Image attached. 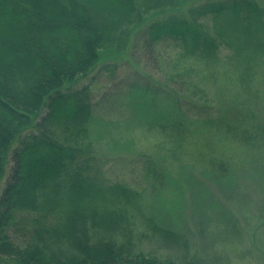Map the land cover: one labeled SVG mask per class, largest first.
Masks as SVG:
<instances>
[{
  "label": "trees",
  "instance_id": "trees-1",
  "mask_svg": "<svg viewBox=\"0 0 264 264\" xmlns=\"http://www.w3.org/2000/svg\"><path fill=\"white\" fill-rule=\"evenodd\" d=\"M139 6L160 12L142 31L150 47L173 38L185 52L212 62L227 43L248 68L264 54L260 0H0V264H200L203 259L193 251L192 228L177 213L183 199L176 200L175 191L186 192L185 179L155 168L146 171V183L110 180L91 138L92 86L78 83L97 66L102 50L138 21ZM208 19L214 21L213 33L204 23ZM195 91L207 96L197 86ZM233 102L215 116V101L208 98L184 103V116L161 109L150 127L172 149L188 143L199 125L264 158V120L255 119L250 104ZM217 143L211 141L206 151L213 148L219 155ZM231 165L210 156L208 171L227 187L234 182ZM195 184L194 197L211 206L196 210L199 215L229 216L210 186ZM144 238L178 250L181 258L148 252Z\"/></svg>",
  "mask_w": 264,
  "mask_h": 264
},
{
  "label": "rangeland",
  "instance_id": "rangeland-1",
  "mask_svg": "<svg viewBox=\"0 0 264 264\" xmlns=\"http://www.w3.org/2000/svg\"><path fill=\"white\" fill-rule=\"evenodd\" d=\"M159 13L139 6L138 21L125 27L113 44L102 50L97 66L78 83L89 82L92 86L91 138L95 151L106 160V175L110 180L132 185L146 183V171L155 168L185 179V194L181 189L175 191L176 200L183 199L177 207L182 213H177L182 223L189 224L193 230V251L203 258L200 264H264V158L261 154L249 153L199 125L193 127L188 143L172 149L167 138L149 123L152 117L157 120L161 117V109L184 116V103L207 98L215 101L214 116L220 114L222 107L227 111V104L238 101L250 104L248 110L254 111L255 119L264 120V54L255 57L252 67L248 68L236 49L227 43H221L218 57L212 62L185 52L181 41L173 38L150 47L142 31ZM204 23L213 33L214 21L208 19ZM221 26L228 27L224 20ZM195 86L207 96L199 97ZM213 140L218 141L219 155L213 148L206 151V147H212ZM210 156L224 157L232 164L235 176L229 186L216 183L208 171ZM195 181L197 186H210L227 204L228 217L219 212L200 215L196 212L211 206H202L194 197ZM146 199L150 200V193ZM226 229L235 230V234L229 235ZM142 243L145 250L163 258L182 256L160 241L144 238Z\"/></svg>",
  "mask_w": 264,
  "mask_h": 264
}]
</instances>
